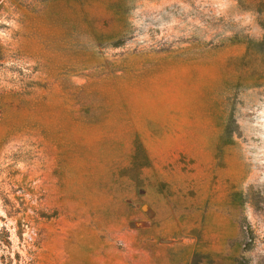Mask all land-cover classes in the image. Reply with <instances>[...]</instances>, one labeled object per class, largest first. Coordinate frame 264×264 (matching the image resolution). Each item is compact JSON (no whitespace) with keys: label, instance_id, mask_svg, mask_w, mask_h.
<instances>
[{"label":"rangeland","instance_id":"obj_1","mask_svg":"<svg viewBox=\"0 0 264 264\" xmlns=\"http://www.w3.org/2000/svg\"><path fill=\"white\" fill-rule=\"evenodd\" d=\"M0 264H264V1L0 0Z\"/></svg>","mask_w":264,"mask_h":264},{"label":"trees","instance_id":"obj_2","mask_svg":"<svg viewBox=\"0 0 264 264\" xmlns=\"http://www.w3.org/2000/svg\"><path fill=\"white\" fill-rule=\"evenodd\" d=\"M264 1V0H263ZM248 52L250 53L249 55H250V57L254 54L255 55V53H254V50H253V48L249 45L248 46Z\"/></svg>","mask_w":264,"mask_h":264}]
</instances>
